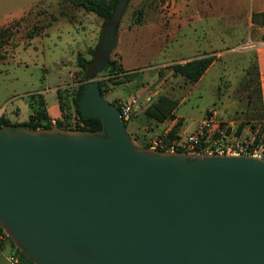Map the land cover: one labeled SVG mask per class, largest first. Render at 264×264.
<instances>
[{
    "label": "water",
    "instance_id": "95a60500",
    "mask_svg": "<svg viewBox=\"0 0 264 264\" xmlns=\"http://www.w3.org/2000/svg\"><path fill=\"white\" fill-rule=\"evenodd\" d=\"M127 0L95 51L108 60ZM93 69V70H94ZM99 129L0 126V227L34 264H264V159L138 147L91 77Z\"/></svg>",
    "mask_w": 264,
    "mask_h": 264
},
{
    "label": "rangeland",
    "instance_id": "374dc122",
    "mask_svg": "<svg viewBox=\"0 0 264 264\" xmlns=\"http://www.w3.org/2000/svg\"><path fill=\"white\" fill-rule=\"evenodd\" d=\"M19 1L0 0V10H7V8H10ZM159 1L161 0H127L118 19L119 21L122 17L126 21L129 20L131 25H140L142 29H144L143 27L148 29L143 30L142 33L139 32L140 35L138 34L137 40L132 45L134 49L132 51L129 50L132 54L129 51L125 52V54L127 53L135 58L132 61L135 69L129 74L128 79L122 80L121 78H117V75L112 76L113 74L108 73L107 69H102L106 64L99 69V72L95 76L97 80H104V97L107 100L115 95H119L122 99H126L131 95L139 97L141 111L132 120L138 133L137 140L133 141L134 144L138 147L142 146L143 143L148 144V139L157 130H160L157 128L151 134L143 130V126L146 124L157 125L154 120L145 118L144 109L149 104L154 103L159 96H166L176 101L173 117L176 114L183 116L178 117L177 125L182 124L184 119L187 123L201 119L209 109H213L216 111L218 118L224 121H231L234 124L232 130L228 131L227 137L229 142L243 141L248 144L255 143L256 137L258 135L261 136L260 132L264 128V120L261 118L259 95L256 86V56L255 50L252 48V40L256 37L264 38V34L261 36L260 30L261 28L264 30V28L251 22V19L245 18V8H242L238 18L233 19L231 26H227L228 18L223 15L222 17L217 15L216 18L206 17L203 20L201 19V21L191 24L187 28V32L185 31L186 34L181 46L177 47L176 42H173L174 45L171 46L168 54L176 52L180 56H188L196 53L197 50H207L209 45L211 46L210 48H215L209 52L210 54L204 55L215 59V64L205 73L202 80L196 84L195 82H189L184 76L175 71L164 73L160 68L159 64L164 60L165 54L164 51L159 49L160 40L158 39V34L161 31L160 27L145 26L159 21L160 14L149 13L146 9V6L159 7ZM245 2L248 5L251 4V0H243V5ZM87 25L77 23L76 26L87 33ZM100 27L103 28V24ZM113 47L108 54V58L110 57L117 61V56L112 54ZM55 51L56 76L54 80H56V83L67 80L68 70L72 68V78L70 80L72 85L69 89L70 92L72 90L73 94L75 87L81 81L82 72L81 70L74 69L76 64L72 60L75 57L70 54L68 44L63 47V41L57 39ZM64 53L66 61L62 63L60 59L64 57ZM60 56L62 57L60 58ZM184 62L181 61L180 63ZM29 67L32 70L31 76L38 73V69L34 64H30ZM58 75L60 76L59 78ZM105 75L109 76V79L102 78ZM129 80H131L130 83L124 84ZM139 88L141 90L137 91ZM108 89H112L109 95L106 94ZM70 92H66L63 95L66 98L63 106L65 105L66 112L69 114L64 119L65 125L74 124L73 116L76 115L73 103L70 100ZM26 96L25 94L12 96L7 102L2 104L3 111L5 109L6 113L9 107L17 104L21 109L22 118H25L27 114L24 106ZM170 119L168 118L167 120ZM125 128L130 135L131 125L127 123L125 124ZM187 132L189 131L180 133L184 134ZM7 244L8 247H4L3 251H0V264H12L7 259L8 257L17 256L19 258L18 253L14 252V248L10 246L11 243L8 241ZM5 245L6 243H2L0 248ZM15 264H18V262Z\"/></svg>",
    "mask_w": 264,
    "mask_h": 264
},
{
    "label": "crops",
    "instance_id": "0c3cea01",
    "mask_svg": "<svg viewBox=\"0 0 264 264\" xmlns=\"http://www.w3.org/2000/svg\"><path fill=\"white\" fill-rule=\"evenodd\" d=\"M159 3V7L146 6L147 12L160 15L158 22L155 21L153 24L145 26L160 27L161 31L158 34L159 49L164 51L165 54L164 60L159 65L164 73H171L173 71L171 65L174 63L208 55L212 49H215L210 48L209 45L207 50H197L196 53L188 56H180L176 52L168 54L171 46L174 45L173 42H176L177 47L181 46L187 28L191 24L206 17L216 18L217 15L221 17L223 15L228 18L227 26H231L233 19L238 18V15L241 14L242 8H245V18L249 20L252 12L264 11V0H251L249 5L246 2L243 5V0H161ZM77 23L81 25L88 24L87 33L77 27ZM101 24L102 19L94 12L87 11L81 6H75L67 0H20L7 10H0V106L2 107V104L14 95H27L24 101L25 111L27 112L25 118H22L21 109L17 104L9 107L6 113L4 109L2 117L13 123L27 121L33 114L34 108H38L36 97L32 98L30 95H38L42 103L39 107L44 109L48 120L65 119L64 115L67 114V110L65 105L61 107L58 91L62 90L63 95L70 92L72 68L68 70L67 80L59 83L55 82L56 41L57 39L62 40L63 47L68 44L70 54L75 57L72 60L76 64L74 69L81 70L77 65V55L81 54L87 60L92 57L91 51L100 39ZM82 27L84 28V26ZM143 28L140 25H131L129 20L126 21L122 17L118 21L112 54L117 56L116 64L123 71L117 73V78L123 80L125 79L122 76L124 73L134 71L135 67L132 61L135 58L127 53L125 54V52L134 49L132 45L140 35L139 32L142 33L143 30H148L146 27ZM260 30L262 36L264 30L262 28ZM252 41L259 74L261 113L264 120V38L256 37ZM129 53L132 54L130 51ZM60 61L65 63V53ZM30 64H34L38 69V73L33 76H31ZM213 64H215V59L195 82L196 84L202 80ZM130 82L131 80L124 84ZM140 90L139 88L137 91ZM111 91L112 89H108L106 94H111ZM62 99L63 102L66 101L64 96ZM117 99L122 98L115 95L108 101L114 103ZM178 117L183 116L176 114L170 120L156 122V126L146 124L143 126V130L151 134L159 128L160 130L154 133L156 134L164 129L170 131L174 129V133L183 134L180 132L193 130L197 121L200 120L197 119L187 123L184 119L182 124L177 125ZM132 120L128 122L131 125L130 133L138 135ZM8 241L9 239L4 242L6 245L0 248V251H3L4 247H8Z\"/></svg>",
    "mask_w": 264,
    "mask_h": 264
},
{
    "label": "trees",
    "instance_id": "16d2710c",
    "mask_svg": "<svg viewBox=\"0 0 264 264\" xmlns=\"http://www.w3.org/2000/svg\"><path fill=\"white\" fill-rule=\"evenodd\" d=\"M67 1H69L71 4L75 6H81L87 11L94 12L96 15H98L102 19L103 25L109 20L112 14V11L114 9V6L117 2V0H67ZM250 19H251V22L256 23L264 28V11L252 12ZM101 37H102V31H101L99 42L97 43L96 47L93 48L91 51L92 57L89 60L85 59L81 54H78L76 58L77 65L81 68L82 76H81L80 83L75 87L74 93L72 94V90H71L70 92L71 95L69 96H70V100L73 103L75 114L83 121V126L79 127L76 125L75 127H72L69 124L64 125L61 120H57V123L55 126L65 128V129L80 128V129L89 130V131L99 129L101 127V121L98 117L96 116L84 117L78 106V100L82 93L84 82L90 79L91 77H95L96 74L99 72L100 68L94 69L93 66L95 65V51L101 41ZM212 60L213 58L211 56H202L199 58H193V59L187 60L184 63H174L171 65V68L176 73L184 76L189 82H196L201 77L203 72L206 70L208 65L212 62ZM116 63L117 61L115 59H111L109 57L105 67L102 69H105V70L107 69L108 73L113 74L112 76H116L118 72L123 71L122 68L117 66ZM130 73L131 72L124 73L122 75L123 78L128 79ZM105 78L109 79V76L105 75ZM97 81L101 89L102 95L104 96V89H103L104 80L99 79ZM256 84H257L256 86L258 90L260 109H261V93H260L257 63H256ZM34 96L36 97L35 100L38 103V108H34L33 114L29 117L27 121L23 123H13L1 116L0 125H4V124L22 125L30 129H36L40 127H53V125H51L48 122L44 109L42 107H39L40 104H42L40 97L38 95H30V97L32 98ZM58 96H59V100L61 103V107H63L64 102L62 99L63 97L62 90L58 91ZM175 108H176V101L174 99H171L166 96H159L154 103L149 104L144 109V116L148 120L151 119V120H154L155 122H162L168 118L170 119L173 117V111L175 110ZM68 116L69 114L67 113L66 115H64V118H67ZM261 118L263 120L262 113H261ZM125 124L127 123L125 122ZM263 127H264V124H263ZM173 133H174V129L171 130L170 135H172ZM260 134L261 136L258 135L256 139L254 140L255 143H253L252 145L254 144L257 145V142H258V144H261L262 146H264V128L261 129ZM130 136L134 142L138 138V135H135L132 133L130 134ZM146 146H148V144L143 143L142 146L140 147H146ZM9 241L19 255L18 264H34L20 253L18 248L14 246V244L12 243L10 239Z\"/></svg>",
    "mask_w": 264,
    "mask_h": 264
},
{
    "label": "built area",
    "instance_id": "2783aa9c",
    "mask_svg": "<svg viewBox=\"0 0 264 264\" xmlns=\"http://www.w3.org/2000/svg\"><path fill=\"white\" fill-rule=\"evenodd\" d=\"M114 104L118 107L120 116L126 123L141 111V101L135 95H131L126 99H117ZM2 113L3 109L0 106V119ZM73 117L74 124H71L72 127L76 125L83 126V121L78 116ZM60 120L65 125L64 119ZM48 122L55 126L57 119H49ZM233 126V122L218 118L216 111L209 109L205 116L197 121L193 130L184 134L173 133L172 135H170V130H161L148 139L147 147L162 151H184L187 153H244L264 159V146L261 144L252 145L243 141L229 142L227 135ZM8 238L0 227V245ZM17 258V256L8 257V260L15 264L18 262Z\"/></svg>",
    "mask_w": 264,
    "mask_h": 264
}]
</instances>
